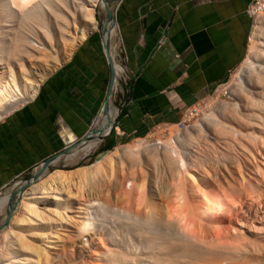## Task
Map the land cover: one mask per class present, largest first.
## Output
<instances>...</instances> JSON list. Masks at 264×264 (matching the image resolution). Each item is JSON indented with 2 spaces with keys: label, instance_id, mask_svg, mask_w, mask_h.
Segmentation results:
<instances>
[{
  "label": "bare ground",
  "instance_id": "6f19581e",
  "mask_svg": "<svg viewBox=\"0 0 264 264\" xmlns=\"http://www.w3.org/2000/svg\"><path fill=\"white\" fill-rule=\"evenodd\" d=\"M98 2L0 0V119L32 99L41 81L90 33L99 30L95 18ZM254 23L261 49L255 54L249 47L241 80L232 88L235 103L220 102L199 123L174 130L169 136H148L116 145L73 170H43L22 193L16 213L0 230V264H79L53 250L65 243L76 244L81 252L86 246L97 249V244L91 245L95 234L108 242L96 264H264V177L258 164L264 162V14ZM115 26L108 22V32L102 36L103 47L109 41L112 92L114 84H119L118 69L125 73L114 55ZM251 34L249 42L254 37V32ZM253 67L257 69L252 71ZM108 101L112 103V93ZM104 114L101 111L97 130L88 140L52 159L51 165L90 152L91 139L108 134L112 127L115 115L104 123ZM199 146L203 151L197 154ZM245 157L253 163L252 171L260 175H252L253 181L245 177L249 171ZM146 171H152L151 177L146 178ZM165 173L172 185L161 182ZM25 182L20 180L8 193L1 192L0 210L13 198L11 190L15 195ZM108 194L114 195L116 204L98 198ZM173 195L178 208L164 209L166 219L162 216L153 228L160 233L150 238L151 229L146 227H152L153 220L141 208L145 217L131 214L129 207L137 200L140 207L146 204L149 214L155 210L156 215L161 207L158 197L171 201ZM189 195L200 203L190 205ZM246 197L248 203L243 200ZM184 205L186 213L182 212ZM187 214L195 230L185 225ZM234 214L242 228L232 224L230 231L212 233L213 224L220 228L225 216ZM63 232L67 234L60 238Z\"/></svg>",
  "mask_w": 264,
  "mask_h": 264
},
{
  "label": "crops",
  "instance_id": "0c3cea01",
  "mask_svg": "<svg viewBox=\"0 0 264 264\" xmlns=\"http://www.w3.org/2000/svg\"><path fill=\"white\" fill-rule=\"evenodd\" d=\"M251 1L117 0L115 39L129 79L113 114L119 131L143 137L156 125H174L223 83L246 51ZM110 74L99 29L41 81L32 99L0 119V191L97 127ZM107 115L113 116L109 108Z\"/></svg>",
  "mask_w": 264,
  "mask_h": 264
},
{
  "label": "rangeland",
  "instance_id": "374dc122",
  "mask_svg": "<svg viewBox=\"0 0 264 264\" xmlns=\"http://www.w3.org/2000/svg\"><path fill=\"white\" fill-rule=\"evenodd\" d=\"M116 1L117 0H110L109 1V4H110V6H111V8L113 9V7L114 6H116L115 4H116ZM102 6H103V2H102V0H100V2H98V4H97V6L95 7L96 8V12H95V18H97V21L100 23L99 24V29H100V25H101V23L105 20V11H104V9L102 8ZM102 9V10H101ZM103 19V20H102ZM257 25V23H252L251 22V29H250V33H249V39H248V42H249V40H250V36L252 37V32H254V37L252 38V41H250L248 44H247V48H246V51H245V53H244V55H243V57H242V59H241V61L239 62V64L231 71V73L229 74V76L227 77V79L223 82V83H221L220 85H218L217 87H215V89L213 90V91H211L210 93H208L207 95H205L199 102H198V105L196 106V109H197V111L196 112H193V115H192V119H191V121H190V125H189V127H192L195 123H199L201 120H202V118L204 119V118H206L211 112H213L214 110H215V108L217 107V105H218V103H220V102H225V103H227V104H233V103H235L236 101H237V99H236V97H235V95L232 93V88L235 86V84H236V82H238V81H240L241 80V76H242V71H243V68H244V60H245V58H246V56H247V54H248V52H249V47L250 46H252V50L254 51V53L256 52L257 53V51H259V49H261V47H260V45L258 44V42L260 41V39H258V38H256L255 37V34H257L258 33V31L256 32V30H255V26ZM254 27V28H253ZM93 32H95V31H93ZM92 32V33H93ZM256 32V33H255ZM92 33H90V34H92ZM89 34V35H90ZM116 34H117V26H115V37H116ZM79 45H80V43H79ZM78 45V46H79ZM114 55H115V57H116V61L119 63V64H121L123 67H124V50H123V47H122V45H120V40H118V39H115L114 40ZM77 47V46H76ZM74 51V50H73ZM72 51V52H73ZM255 53V54H256ZM70 57V56H69ZM66 60V59H65ZM64 60V61H65ZM125 68V67H124ZM254 69H252V71H255L257 68H255V67H253ZM119 70V84H117V83H115L114 84V91L112 92V104L109 102L108 103V108H109V111H110V114L111 115H113V114H115V112H116V109H114L115 108V105H116V101H117V99H118V92H119V89H120V87H121V85L123 86L124 84V82L125 81H128L129 79H128V77H127V74L125 75V73L122 75V73H121V71H120V69H118ZM200 117V118H199ZM108 120V115L107 114H104V116L102 117V122H104V121H107ZM115 121V120H114ZM114 121H113V124H112V129H111V131L109 132V134L106 136V137H104L103 139L101 138L100 139V141L99 140H96L95 142L93 141V142H89L88 144H90V148H91V151L90 152H88L87 154H85V155H83V156H80L79 158H77V159H74V160H70V161H66V160H63V159H60V160H58V162L56 163V164H53V165H51V166H49V168H48V171H51V170H54V169H56V168H58V169H68V170H73V169H75V168H78V167H80V166H84V165H87V164H89V163H91V162H93L96 158H98L101 154H103L104 152H106V151H99V148L101 147V146H103L105 143H106V141L108 140V139H110V138H113L114 139V145H113V147L114 146H116V145H124V144H127V143H130V142H132V141H134L135 139H138V138H145V139H147L148 138V136L151 138V139H153V137H155V138H157L158 136L160 137V136H169V133L171 132L172 133V131H174V130H177V128H176V126L175 125H168V126H165V125H159L158 127H155L154 129H152L153 131H151L149 134H147V135H145V136H143V137H126L125 135H123V136H119V134H118V132H119V129L118 128H116L115 126H116V124H114ZM169 127H170V129H169ZM169 130V131H168ZM157 134H156V133ZM154 134V135H153ZM159 134V135H158ZM166 134V135H165ZM153 135V136H152ZM88 140V139H87ZM77 143V142H76ZM73 144V143H72ZM72 144H69V145H72ZM69 145H67V146H69ZM112 147V148H113ZM111 148V149H112ZM199 148L200 149H198V150H200V151H196L197 152V154L199 153V152H201V149H202V151H203V148H201L200 146H199ZM238 150V149H237ZM239 151V150H238ZM237 151V152H238ZM240 152V151H239ZM200 154V153H199ZM241 154V153H240ZM246 158V157H245ZM246 159H248V158H246ZM248 161H249V159H248ZM247 160H245V162H247V163H245L246 165H247V168L249 167V171H250V173H248L247 171H245V177L248 179L249 178V180H251V181H253V177H252V175H254V176H260L259 174H258V172H256V173H254L252 170H253V168H254V165H253V163L251 164V162L249 161L248 162ZM59 163V164H58ZM71 163V164H70ZM249 163V164H248ZM258 164L260 165V167H261V175H263V176H261V178L262 177H264V162L262 161H260V162H258ZM249 165V166H248ZM36 166H38V165H36ZM252 168H251V167ZM38 169V168H37ZM33 170H34V167L32 168V169H30L29 171H27V172H25L24 174H22L21 176H19V177H17V178H15V179H13L10 183H8L1 191H0V194H1V192H5V191H7V193H8V190H10V187L11 186H13L15 183H17L18 181H24V180H28L30 177H31V175H32V173H33ZM39 170V169H38ZM37 170V171H38ZM252 171V172H251ZM254 171H255V168H254ZM151 173H152V171H146L145 172V174H146V178H149V177H151ZM164 173V172H163ZM255 174H257V175H255ZM166 175H168V173H165V179L164 178H162V180H161V182L162 183H169V184H171L172 185V182L171 181H168V180H170V179H168L167 177H166ZM164 179V180H163ZM239 180H240V178H239ZM164 181V182H163ZM237 183L239 182L238 180L236 181ZM240 182H242V179L240 180ZM14 183V184H13ZM30 186V183L29 184H27V185H25V187H23V185H21V186H19L18 187V189H17V193L14 195V194H12V191L14 190V189H12L11 190V195L13 196V198H10V200L7 202V204L5 205V207L2 209V210H0V230L2 229V228H4L9 222H10V220H11V218H12V216L16 213V211H17V209H18V207H19V205H20V200L22 199V193L28 188ZM174 193V192H173ZM177 193V192H176ZM176 193H174V194H176ZM197 194H199V197H197L198 199H201L202 198V195L199 193V192H197ZM10 195V196H11ZM17 195V196H16ZM100 197H98V198H101V200L102 199H104L105 201H107V204H108V202H109V205H114V204H116V200H114V195H112V194H108L107 196H105V195H99ZM192 196L193 195H189V201L191 202L190 203V205H195L198 201H195V200H198L197 198L194 200V198H192ZM191 197V198H190ZM174 198H176V195H173L172 197H171V201H170V199L169 200H165V199H163V198H161V197H158V199H157V201L160 203V205H161V207H160V209L159 210H157L156 209V213H157V211H159L156 215L155 214H153V213H155L154 211H152V214L154 215V216H152V214H149V213H151L150 212V210L147 208V205L145 204H143L142 203V205H144V207H143V209H142V207H140L139 205H141V203L140 204H138V201L137 200H135V202H133V203H135V204H132V206H130L129 207V209H132V210H129V211H131V214L132 213H134V215L135 214H139V215H142V213L140 212V208H141V210H143V214L146 216V217H150L153 221V223H151V221H150V225L152 226V227H150V226H148V227H146L147 228V231L149 230V229H151V230H149L148 231V233H149V235H150V238H152V239H155V237L154 236H152L151 234H155V233H160V230H156V229H153V228H155L156 226V223H157V221L160 223V220H161V218H163L164 217V215H165V219H166V216H167V214L165 213V208H167V211H168V208L169 209H173V208H178V206H179V202L178 201H176V200H174ZM225 199V201H226V199H227V197L226 198H224ZM229 199V198H228ZM192 200V201H191ZM243 200H245L247 203L250 201L249 199H248V197H246V198H244ZM93 201H95L94 199H93ZM170 201V202H169ZM188 201V202H189ZM96 202V201H95ZM171 203V205L169 204V203ZM196 202V203H195ZM228 202V201H227ZM231 202V201H230ZM230 202H228V204H232V202L230 203ZM198 203H200V202H198ZM197 203V204H198ZM262 204V209L264 208V205H263V203H261ZM261 204H259V205H261ZM134 205V206H133ZM163 205V206H162ZM165 205H166V207H165ZM202 205V204H201ZM146 206V207H145ZM171 206V207H170ZM203 206V205H202ZM95 207H96V205H95ZM95 207H93V209H94V211H95ZM127 207V206H126ZM138 208V209H137ZM161 208H163L162 210H161ZM200 208H202V207H200ZM136 209V210H135ZM165 209V210H164ZM186 205H184L183 206V209H182V212L183 213H186ZM134 210V211H133ZM138 210H139V212H138ZM149 212H148V211ZM161 210V211H160ZM144 211H146L145 213H144ZM264 211V210H263ZM148 212V213H147ZM10 213V214H9ZM68 214L69 215H72V212H68ZM144 215H142L141 217L143 218V217H145ZM159 215V220H158V218H155V217H157ZM163 216V217H162ZM229 217H231L230 218V221H229ZM190 218H191V215L190 214H187V216L185 217V220H184V223H185V225L187 226V227H189V228H191V230H195V224L194 223H191V221H190ZM249 218V217H248ZM155 219V220H154ZM238 220V218L235 216V214L233 215V216H230V215H228V216H225V219L222 221V223L220 224L221 226H220V228H219V225H214L213 224V226L211 227V230H212V233L213 234H216V233H221V234H223V232L225 233V231H227L231 226H232V224H233V226L235 227V228H237V227H241L240 226V223L237 221ZM155 224V225H154ZM158 224V223H157ZM194 224V225H193ZM224 224V225H223ZM149 225V224H148ZM192 225H193V227H192ZM237 225V226H236ZM257 225L258 226H260V224H258L257 223ZM214 228V229H213ZM219 228V229H218ZM233 228V227H232ZM242 228V227H241ZM220 229H224V231H220ZM152 230H154L153 232H152ZM231 230V228L229 229V231ZM157 231H159V232H157ZM147 233V234H148ZM67 233L66 232H63V234L61 233V235H60V238L61 237H63V235H66ZM247 234L249 235V236H251L250 235V232H248L247 231ZM253 234H254V232H253ZM148 235V236H149ZM226 235V234H225ZM225 235H224V237H225ZM258 236H260V235H258ZM258 236H256L257 238H258ZM262 236V235H261ZM260 236V237H261ZM86 238V237H85ZM105 239L103 238V236H100L99 234H95V235H93V242H92V244H91V239L89 240L90 241V244L91 245H93V244H97L98 245V247H97V249L96 248H93V247H89V246H86L84 249H83V252H81L82 250H80V248H79V246H76V244H70L69 245V243H65L63 246H60L59 247V249H55V250H53V252L56 254V253H59V254H61V255H63L64 254V256L69 260V259H72V260H75V261H77L79 264H81V262H82V264H85V262H86V264H96V263H98L99 262V260L97 259L98 258V256H99V254H100V252L102 251V250H104V248H105V245L107 246V244H108V242H106V240L104 241ZM62 244V243H61ZM78 245V244H77ZM99 250V252H97L96 253V251H98ZM262 255H264V252H262L261 253ZM261 254H257V257H258V255H260V256H262ZM84 260V261H83ZM81 261V262H80ZM56 264H61L60 262H58V263H56Z\"/></svg>",
  "mask_w": 264,
  "mask_h": 264
},
{
  "label": "water",
  "instance_id": "95a60500",
  "mask_svg": "<svg viewBox=\"0 0 264 264\" xmlns=\"http://www.w3.org/2000/svg\"><path fill=\"white\" fill-rule=\"evenodd\" d=\"M109 1L110 0H102L103 2V9L105 11V20L101 23L100 25V31H101V34L102 36L104 35L105 32H108V27H107V23L108 22H111V24L113 23H116V18H115V13L112 11V8L111 6L109 5ZM109 43V41H108ZM107 43V41H105V44H104V49H105V52L107 54V57H108V61H109V64L111 66V74H110V80H109V84H108V90H107V95H106V98H105V101H104V104H103V108H102V111L103 113H107L108 112V96L111 95L112 93V85H113V80H114V71H113V67H112V60L111 58L109 57V44ZM112 129V127H111ZM110 129V131H111ZM97 128L95 129H90L83 137H82V140H87L88 138H90V134L94 131H96ZM109 131V132H110ZM109 134V133H108ZM108 134L104 135V136H101V138L103 139L104 137H106ZM78 143H73L72 145H69V146H65L60 152L54 154V155H51L50 157L46 158L45 160H43L41 163L38 164V166H36L33 170V173L31 175V177L28 179V180H25L26 182L24 183L23 187H25V185L31 183L33 180H35L36 178H38L39 174H41V172L45 169H48L49 166H51V160L62 155V154H65L67 153L69 150H71L73 148L74 145H76ZM39 170H38V169ZM38 170V171H37ZM10 214V213H9Z\"/></svg>",
  "mask_w": 264,
  "mask_h": 264
},
{
  "label": "built area",
  "instance_id": "2783aa9c",
  "mask_svg": "<svg viewBox=\"0 0 264 264\" xmlns=\"http://www.w3.org/2000/svg\"><path fill=\"white\" fill-rule=\"evenodd\" d=\"M246 14L249 17L250 21L252 23H254V20H255V18L257 16H259L261 14H264V0H252L250 2V4L248 5L247 9H246ZM162 40L163 39H161V41ZM197 105H198V102L195 103L194 105L190 106L189 108H187L185 111H183V113L181 114L180 119L174 124L176 126L177 130L182 131V130H184V129L189 127L190 121L192 119L193 112L197 111V109H196ZM158 126L159 125H156L155 127H158ZM165 126H168V125L165 124ZM116 128H117V126H116ZM151 131H152V129H151ZM118 134H119V136L124 135L123 132H121V131H119ZM68 136H67V138H68ZM161 137H163V136H161ZM72 138H73L72 142H74V143H76V142L79 143L81 141H85V140H82V139L76 140L75 137H72ZM67 145H68V143H67Z\"/></svg>",
  "mask_w": 264,
  "mask_h": 264
},
{
  "label": "trees",
  "instance_id": "16d2710c",
  "mask_svg": "<svg viewBox=\"0 0 264 264\" xmlns=\"http://www.w3.org/2000/svg\"><path fill=\"white\" fill-rule=\"evenodd\" d=\"M114 139L113 138H110V139H108L107 141H106V143L103 145V146H101L100 148H99V151H109V150H111V148L113 147V145H114Z\"/></svg>",
  "mask_w": 264,
  "mask_h": 264
}]
</instances>
